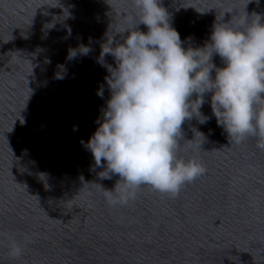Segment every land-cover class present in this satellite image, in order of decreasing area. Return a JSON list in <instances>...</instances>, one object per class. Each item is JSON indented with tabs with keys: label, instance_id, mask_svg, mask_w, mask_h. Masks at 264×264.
I'll list each match as a JSON object with an SVG mask.
<instances>
[{
	"label": "water",
	"instance_id": "water-1",
	"mask_svg": "<svg viewBox=\"0 0 264 264\" xmlns=\"http://www.w3.org/2000/svg\"><path fill=\"white\" fill-rule=\"evenodd\" d=\"M161 3L185 48L210 42L216 25L264 22V0ZM138 23L133 0H0V264H264V151L256 138L230 141L211 93L210 120L186 121L179 142L206 172L175 197L142 185L127 205L107 203L120 177L101 179L81 141L111 97L116 65L100 62L102 48Z\"/></svg>",
	"mask_w": 264,
	"mask_h": 264
},
{
	"label": "clouds",
	"instance_id": "clouds-1",
	"mask_svg": "<svg viewBox=\"0 0 264 264\" xmlns=\"http://www.w3.org/2000/svg\"><path fill=\"white\" fill-rule=\"evenodd\" d=\"M133 3L139 23L125 29L129 35L123 43L110 50L102 48L100 62L110 54L116 65H107L111 97L96 121V131L86 143L81 141L94 158L93 170L103 168L101 179L120 177L114 190L103 188L113 207L134 200L142 185L175 197L206 172L197 160L179 157V142L186 121L196 118L205 124L210 120L201 112L209 93L212 113L230 141L256 138L257 148L264 151L261 18L250 24L243 18L241 23L247 26L242 29L216 25L210 42L185 48L161 0ZM140 24L147 32L138 29ZM75 55L70 51V58ZM214 55H219L224 67L213 63ZM97 94L103 98V88ZM9 241L8 254L20 258L22 246L11 237Z\"/></svg>",
	"mask_w": 264,
	"mask_h": 264
}]
</instances>
